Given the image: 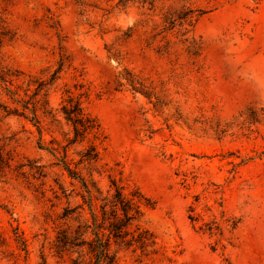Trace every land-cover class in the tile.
Masks as SVG:
<instances>
[{
    "label": "rangeland",
    "instance_id": "1",
    "mask_svg": "<svg viewBox=\"0 0 264 264\" xmlns=\"http://www.w3.org/2000/svg\"><path fill=\"white\" fill-rule=\"evenodd\" d=\"M78 1L0 0V62L20 73L12 89L29 102L39 84L52 110L66 90L85 92L105 139L81 176L106 192L111 175L150 200L139 225L155 244L123 242L119 264H264V0H156L154 11ZM166 12L192 26L160 33ZM55 22L72 66L51 82ZM124 69L157 99L116 88ZM0 102L20 108L1 89ZM69 132L61 115L41 117L39 132L0 109V264H70L51 247L61 226L75 224L60 217L82 203V189L49 151L62 155ZM86 145L68 148L71 166Z\"/></svg>",
    "mask_w": 264,
    "mask_h": 264
},
{
    "label": "trees",
    "instance_id": "2",
    "mask_svg": "<svg viewBox=\"0 0 264 264\" xmlns=\"http://www.w3.org/2000/svg\"><path fill=\"white\" fill-rule=\"evenodd\" d=\"M78 3L81 7L86 5L83 0H79ZM130 4H139L150 11L156 9V0H117L115 7L125 9ZM162 22L164 27L160 33L172 31L176 26L182 27L185 24L188 27L192 26L190 18L186 15L180 16L169 12L164 14ZM55 24L56 26L50 27L56 32L58 38L59 60L51 82L59 78L58 75L65 67L72 66L71 55L62 44L64 37L61 36L60 26L57 22ZM157 35L159 34H154L151 39L153 40ZM3 36L4 34L0 33V49ZM129 37V34H124V38ZM183 42L188 40L184 39ZM170 50L169 48L163 52L159 49L156 52L161 55H170ZM19 75V72L12 71L0 62V89L5 91V95L12 103L20 107L8 108L0 102V109L6 116L26 119L40 132L41 117H49L51 122H57V115H61L70 128L69 134L72 135L67 137V144L62 147V155L56 156V149L49 150L68 176L77 181L82 189L81 194H78L82 203L74 208L67 207L63 210L60 218L66 222L73 220L75 224L66 223L58 229L51 247L54 253L59 257L69 255L70 264H119V253L123 249V242L127 246L136 245L142 250L153 246L155 244L153 234L139 225L143 217V207L150 206V200L138 188L134 187L126 192L122 180H116L109 175L108 189L103 192L96 181L91 179L87 182L81 176L78 166L97 164L100 160L98 147L105 139L100 122L86 112L83 106L82 98L86 93L74 94L66 90L60 108L52 110L49 109L47 93L38 98L45 84L38 85L33 93L32 102L23 99L16 90L12 89L14 80L19 79ZM115 83L118 89L129 86L132 91L139 93L147 100L157 99L154 87L146 85L145 80L130 70L124 69V72H120ZM83 143L87 145L80 153L81 159L73 167L71 166L73 163L67 160V150L70 146ZM13 231L19 249L24 247L25 240L19 229L15 227ZM72 255L76 257H71ZM41 264H46L45 259H42Z\"/></svg>",
    "mask_w": 264,
    "mask_h": 264
}]
</instances>
